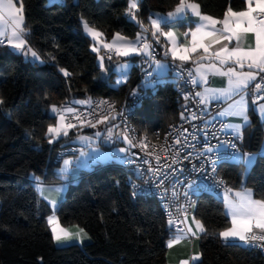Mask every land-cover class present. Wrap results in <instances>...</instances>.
<instances>
[{
  "label": "trees",
  "instance_id": "obj_1",
  "mask_svg": "<svg viewBox=\"0 0 264 264\" xmlns=\"http://www.w3.org/2000/svg\"><path fill=\"white\" fill-rule=\"evenodd\" d=\"M178 2L139 0L136 20L149 28L143 32L141 25L126 15L129 0H23L24 26L29 30L26 38L43 63L33 62L7 45L0 46V99L4 101L0 104V264L166 263L167 242L175 231L155 199L132 196L122 162L83 169L56 206L62 225H78L89 233L91 240L85 244H55L47 225L52 206L40 195L37 184L60 183L57 168L61 157L74 152L63 150L72 145L69 137L81 126L90 131L89 125H77L68 136L49 143L47 128L57 120L49 113L53 105L97 96L120 104L141 84L149 95L132 115L140 132L162 134L182 118L183 105L176 98L178 81L173 73L165 82L145 85L137 65L144 57L120 59L115 55L109 60L101 55L105 49L100 53L92 50V39L82 27V21H87L106 40L116 33L132 39L148 37L153 31L150 15L172 11ZM193 2L199 4L201 13L217 19L223 18L229 6L234 11L246 8V0ZM99 55L104 56L108 69L105 77ZM124 60L133 65L128 80L117 86L112 65ZM61 68L70 75L64 76ZM249 114V135L242 142L250 152L259 153L264 120L253 109ZM221 172L230 189L250 188L257 199H264V158H257L248 171L243 163L232 160L222 165ZM193 213L206 228L200 237L201 258L194 264H264L261 251L219 238L218 233L230 224L222 196L212 192L198 195Z\"/></svg>",
  "mask_w": 264,
  "mask_h": 264
},
{
  "label": "snow or ice",
  "instance_id": "obj_2",
  "mask_svg": "<svg viewBox=\"0 0 264 264\" xmlns=\"http://www.w3.org/2000/svg\"><path fill=\"white\" fill-rule=\"evenodd\" d=\"M246 5V8L242 11H234L229 6L223 18L216 19L212 16L202 14L199 10V4L193 2V0H179L175 10L167 14L170 23H166L165 26L171 29L172 24L184 20L189 14L198 18L195 27H189L187 32L183 34L186 38L188 36L191 37V41L185 43L178 42L174 31L163 30L161 26L162 18H150L151 29L153 30L151 35L156 38V42L158 43L159 37L163 36L171 45L170 48L166 49L165 55H168L170 52L173 60L189 61L192 58V54L198 51L202 52V55L194 61L196 63L195 71L198 75L199 82L207 83L209 74L227 78V87L221 89H206L203 94L196 92L195 95L201 97L200 102L204 104L209 102L210 97L216 99H231L233 96H239V100H234L228 105V109L220 113V115H234L242 118V124L223 125L224 128L234 129L232 134L240 141L243 140V128L251 126L248 117L249 105L246 98L248 96L249 86H252V91L255 93L264 91V0H246ZM138 7V0H129L126 9V15L129 19L136 20ZM23 10V0H19V6H17L15 0H0V46L7 44L15 53L25 58L31 56L33 62L39 61L43 63V61H40L38 53L28 45ZM136 22L141 25L143 32L149 31V28L143 26L142 22ZM82 27L84 32L94 42L92 46L94 52L99 53L102 47L108 53H114L118 57H127L132 54H143L152 57V47L142 35H138L135 41H129L127 37L116 33L111 42H106L103 40V33L90 26L87 21H82ZM249 34L254 38V43L243 46L242 42ZM233 42L235 43L233 44ZM216 45H220V47L212 50ZM229 45L232 46L229 47ZM112 58L110 54L108 59L112 60ZM99 59L101 66H103L104 56H100ZM204 61L208 62L204 63ZM155 63L158 68L163 67L160 61H155ZM127 68V63L120 64L116 71L119 72L121 77H125L127 75ZM59 71L64 76L70 75L66 69L61 68ZM189 75H192V73H189ZM123 82L126 81L118 79L116 84ZM197 82L196 79L192 81V83ZM261 100H264V94L255 96L252 101L253 111L258 112L259 116L264 119V103H259ZM3 103V99H0V104ZM75 103L89 104L91 100L89 98L88 100L76 101ZM104 105H107L109 110L115 109L114 104L103 100L99 101L97 106L101 107ZM50 111L52 117L57 119L58 122L55 125H49L47 128L46 136L49 137V143H53L61 136H68L69 130L77 127V123L66 122L67 114H72L74 121H78L81 125L84 124V120L77 114V110L70 106L58 108L53 105ZM181 117L183 118V113ZM192 118H196L195 114H193ZM108 120L109 116L103 115L96 120L95 124L91 121H87V123L89 126L95 127L96 124L106 123ZM185 131L187 130L185 129ZM95 135L100 136L101 133L97 132ZM112 135V128H108L107 137L111 139ZM121 135L130 148L140 147L146 150L149 147L144 142L147 137L138 143H134L128 135ZM79 139L85 141L91 140L90 137H79ZM175 143L181 144L182 142L180 139H177ZM222 146L234 150L232 153L233 158L244 164L245 171L249 170L255 164L257 158H264V151L255 154L239 153L237 145L231 141H225L223 145L218 144L216 149L218 150ZM161 150L169 151L164 146H161ZM118 151L127 153L129 148H120ZM213 151L214 149L212 147L206 149L207 153H213ZM147 154L155 155V159L159 164V155L155 154L154 151L148 152ZM203 154L201 153V155ZM82 155L84 154L82 153ZM209 162L213 165V171H215L216 159H210ZM172 163H176L175 156H173ZM64 164L67 167L71 164V161L66 160ZM165 167H171V165H165ZM61 171L63 172L64 169H61ZM159 171V168L154 170V172ZM32 178L37 181L39 179L35 176ZM219 183L223 184V181L221 180ZM38 186L42 185L38 184ZM187 188L188 190L184 192L186 198L189 196V191L195 194V182L188 184ZM56 191H60V189H56ZM135 194L134 192L133 195ZM224 203L227 210L225 214L230 216V224L218 233L219 238L224 242L236 240L242 242L245 246L258 248L264 252V199L254 198L252 191L242 186L239 191L226 188ZM51 205L52 214L47 217V225L50 228L53 240L57 244H63L72 240H76L82 244L84 239L88 238L85 230L78 225L74 226L75 230L61 226L60 218L55 214L57 201L52 200ZM191 220L192 223H188L187 212H183L182 218L178 220L169 218V227H174L178 234L168 240L167 247L171 248L182 239H186L189 236L198 237L200 233L206 232V228L200 220H197L194 216ZM181 224L184 226L180 227ZM200 258V254H196L191 257V261H197ZM181 264H190V261L184 260Z\"/></svg>",
  "mask_w": 264,
  "mask_h": 264
},
{
  "label": "built area",
  "instance_id": "obj_3",
  "mask_svg": "<svg viewBox=\"0 0 264 264\" xmlns=\"http://www.w3.org/2000/svg\"><path fill=\"white\" fill-rule=\"evenodd\" d=\"M145 38L152 47V57L145 56L137 64L139 76L142 80L152 78L156 67L155 61L169 59L170 71L178 81L176 98L182 102L183 118L178 122L171 123L162 134L156 131L152 136L148 132H140L132 121V115L141 106L143 99L149 95L141 84H136L120 104L114 99L97 96L92 98L89 104H75L67 101L58 108L64 106L75 108L77 114L84 120L83 125H88L87 121L95 124L99 117L107 115L110 118L112 114L117 113L116 121L104 127L102 138L107 145L123 144L125 141L121 134L128 135L134 143L147 137L144 142L149 147L145 150L140 147L130 148L128 145L129 151L122 162V166L128 174L132 196L155 199L167 221L169 218L178 220L182 218L183 212H187L188 216L193 212L198 195L206 192L220 194L225 192L226 188L230 189L227 179L221 172V167L235 159L232 156L234 150L224 146L217 150L218 144L223 145L225 141H231L237 145L239 153H250V151L242 141L236 139L233 132L223 127V125H227L224 120L211 117L220 108V103L215 102L205 106L195 95L198 92V86L197 83H192L196 79L193 67L190 64L171 59L169 54L165 55L167 48L160 39L157 43L156 38L151 34ZM110 54L115 56L114 53H108L106 50L103 52V55L107 57ZM250 92L254 98L256 95L264 94V91L255 93L252 91V86ZM102 100L114 104L115 109L109 110L107 105L98 107L99 101ZM193 114H195V119L192 118ZM66 122L81 125L72 119V114H67ZM108 128L113 130L111 139L107 137ZM186 137L187 139H185ZM177 139H180L182 143L176 144ZM161 146L168 148L169 151H162ZM208 147L214 149L213 153L206 152ZM72 150L78 152L83 148L77 146ZM153 151L160 156L159 164L155 155L147 154ZM201 153L204 154L201 155ZM173 156L176 159L174 164L172 163ZM210 159H216L215 171L209 162ZM165 165H171V167H165ZM157 168L160 171L154 172ZM221 180L223 184L219 183ZM193 182L196 186L195 194L189 191V196L186 198L184 192L188 190V184ZM134 192L135 195H133ZM183 226V224L180 225V227ZM172 228L176 232L175 228ZM253 249L261 251L258 248ZM262 253L264 254V252Z\"/></svg>",
  "mask_w": 264,
  "mask_h": 264
},
{
  "label": "crops",
  "instance_id": "obj_4",
  "mask_svg": "<svg viewBox=\"0 0 264 264\" xmlns=\"http://www.w3.org/2000/svg\"><path fill=\"white\" fill-rule=\"evenodd\" d=\"M49 1H63V0H49ZM15 2L17 3V6H19L18 0H15ZM174 10H175V8L172 11H169V12H173ZM169 12H167V13H159V12L152 13L150 15L149 19L150 18H162L161 19V26H162L164 31H169V30L174 31L175 34H176V38H177L179 43L190 42L191 41V37L188 36L186 38L183 34L185 32H187L189 27H195V24H196L198 18H195L191 14H189L187 17L184 18V20L178 21V22L172 24V27L170 29L169 27L165 26L166 23H170V21L168 20V17H167V14ZM200 12H201V10H200ZM23 15H24V11H23ZM204 15H206V14H204ZM9 23H10V21H9ZM24 24H25V20H24ZM218 27H219V25H218ZM112 38L110 40H106L103 37V39L106 40L107 42H111ZM159 39L165 44L166 48H170L171 47L170 43L166 40L165 37L160 36ZM234 43L235 42H233V44ZM253 43H254V38L249 34L248 36H246L244 38V40L242 42V45L243 46H247V45H252ZM5 45H7V44H5ZM28 45H29V43H28ZM231 46L232 45H229V47H231ZM219 47H220V45H216V46H214V48L212 50H215L216 48H219ZM31 48L38 53V55H39V57L41 59V55L39 54V52L37 50H35L33 47H31ZM135 55H138V54H135ZM169 55H170V57L172 59V56H171L170 52H169ZM200 55H202V52L198 51L197 53L192 54V58L189 61H180L178 59L175 60V61L180 62V63H189L193 67V70H194V73H195V76H196V80L198 81L197 82L198 92L203 94L206 89H221V88L227 87V78L219 76V75H211V74H209L207 83L199 82L198 75L196 74V71H195L196 70V63H194V61ZM138 56L145 57L146 55L139 54ZM28 59H31V56H29ZM127 62H130L131 63V67H132L133 63L131 61H127ZM207 62L208 61H204V63H207ZM124 63L125 62L114 63L112 65V68L116 72V69H117L118 65L124 64ZM160 64L163 65V67L158 68L157 65H156V67L154 69V76L152 78L146 79L147 81L151 82V85H155V84H157L159 82L167 81L168 76L172 74V72L170 71L169 59L160 60ZM128 78H129V74H128ZM128 78H127V80H128ZM115 85H116V83H115ZM250 87H251V85L249 86L248 96L246 98L248 100V105H249L248 117H249V121L251 122V117H250L249 112H250V109H253L252 101L254 99V96L250 92ZM199 98L201 100V97H199ZM234 100H239V96H233L231 99H224V98L216 99V98H211L210 97L209 102L207 104H204V103L203 104L205 106H208L211 103H215V102L220 103V105H221L220 108L217 111H215L211 115V117H216V118L222 119V120H224L226 122L227 125L242 124L243 120H242L241 117L234 116V115H220V113L225 112L228 109V105L231 104ZM259 103H264V100L259 101ZM260 119L264 120L261 117H260ZM99 125L103 126L104 123H100ZM263 127H264V124H263ZM227 130H229L231 132H234V129L227 128ZM248 135H249V128H248V126H246V127L243 128V139L247 138ZM261 151H264V140L262 142L261 149L259 150V152H261ZM250 153H252V152H250ZM253 153H255V152H253ZM79 173H77V175H75L77 178L79 176ZM77 178H75V179H77ZM41 184L44 185V186H47V187H44L43 190L48 188V194L50 196H53V197H58L59 201H61L66 195V191L65 190H62V189H60V188L55 186V185H58L60 183L55 184V185H46V184H43V183H41ZM56 189H60V191H56ZM247 189H250V188H247ZM233 190L234 191H239L241 189H233ZM250 190L252 191L254 198H256L255 195H254L253 190L252 189H250ZM224 194L222 195V199H223V205H224V209H225V213H226L227 210H226L225 203H224ZM193 216L197 220H199L195 216V214L192 212L188 216V223H192L191 218ZM228 218L230 220V216H228ZM70 228L75 230L74 226L70 227ZM176 234H178V233L175 232V235ZM201 234L202 233H200L198 235V237L189 236L186 239H182L178 244L173 245V247H171V248L168 247L167 254H166V263L165 264H181V262L184 261V260H189L190 264H194L197 261H199L200 259L197 260V261H191V257L193 255H196V254H200V257H201V252H200V237H201ZM90 240H91V238H90V235L88 234V238H85L84 242L82 244L88 243V242H90ZM231 242L242 243V242H239V241H236V240H230V241L224 242V243H231ZM73 243L81 244V243H79L76 240H72V241H69V242H66V243H63V244H57V246H65V245H69V244H73Z\"/></svg>",
  "mask_w": 264,
  "mask_h": 264
},
{
  "label": "rangeland",
  "instance_id": "obj_5",
  "mask_svg": "<svg viewBox=\"0 0 264 264\" xmlns=\"http://www.w3.org/2000/svg\"><path fill=\"white\" fill-rule=\"evenodd\" d=\"M128 40L129 41H135L136 39L128 38ZM104 41H106V40H104ZM93 43L94 42L92 40L91 46H93ZM101 50H102V47L100 48V51ZM100 51H99V53H100ZM101 55H103V52L101 53ZM133 55H135V54L129 55L127 57H120V59H125V58L131 57ZM99 57H100V55H99ZM30 60H32V58ZM104 61L105 60H103V66H101V61L99 59L100 66L102 67L103 77H105L107 75V72H108V69L105 66L106 63ZM123 62L128 64V68L126 69L127 75L125 77H121L119 72L116 71V73H117L116 79H115L116 81L118 79H123V80L127 81L128 74H129L130 69H131V63L127 62V60H124ZM116 81H115V83H116ZM143 81H144L145 85L148 84V86H151V82L145 81V79H143ZM123 83H125V82H123ZM120 84H122V83H120ZM116 85H119V84H116ZM51 107L49 108L50 114H51V111H50ZM57 122L58 121L56 120V124H57ZM86 128L90 129V131H85V127H83V126H81L79 129L76 128L77 129L76 134L74 136H70L69 141H68L72 145H69V146H66L63 148L64 152H67V151L74 149V147L77 145H80L81 147H83L82 151L73 152V153L63 155L61 157L60 166L57 168L62 180H61L60 184L55 185V186L62 189V190H65L66 194L69 190L70 184H72V183L75 184L77 182L76 181L77 179H75L77 177L75 175H77V173H79L83 169L84 170L85 169L86 170H92L94 168V166H96L98 164L103 165V164H106L109 162L121 163L124 161L126 154H127V153H121L118 151V149H120V148H127L128 147V144L126 141L123 144L110 146V145L103 143V141H102V136H103V132H104V129L102 128V126H99V124H97L95 127L88 126ZM69 132H70V130H69ZM97 132L101 133V135L96 136L95 134ZM79 137H90L91 140L85 141V140L79 139ZM82 153L84 155H82ZM250 154H255V153L252 152ZM66 160L71 161V164L68 165L67 167L64 164V161H66ZM234 161L239 162L236 159H234ZM61 169H64V171L62 172ZM39 184L42 185L41 183H39ZM44 187H47V186H44V185L38 186V184H37V188H38L40 195L44 199H46L50 203V205H51L52 200H56L57 204H58V202H59L58 197L50 196L48 194V188L43 190ZM224 193L225 192L220 193L219 196H222ZM61 226L70 228V227L77 226V225L64 226L61 224ZM80 228H82V227H80ZM85 232L88 233L86 230H85ZM55 244L57 245L56 242H55Z\"/></svg>",
  "mask_w": 264,
  "mask_h": 264
},
{
  "label": "water",
  "instance_id": "obj_6",
  "mask_svg": "<svg viewBox=\"0 0 264 264\" xmlns=\"http://www.w3.org/2000/svg\"><path fill=\"white\" fill-rule=\"evenodd\" d=\"M27 33H29V30H27ZM113 117H114V119H113ZM116 117H117V113L112 114L110 116L109 120L106 123H104L103 126L107 127V126L111 125L114 121H116Z\"/></svg>",
  "mask_w": 264,
  "mask_h": 264
}]
</instances>
